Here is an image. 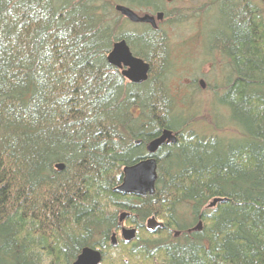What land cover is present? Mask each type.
Instances as JSON below:
<instances>
[{"label":"trees","instance_id":"obj_1","mask_svg":"<svg viewBox=\"0 0 264 264\" xmlns=\"http://www.w3.org/2000/svg\"><path fill=\"white\" fill-rule=\"evenodd\" d=\"M112 1L164 10V0H0V264H72L87 246L101 250L100 264H264L260 8L219 0L231 8L235 34L222 41L236 75L219 101L241 138L184 134L159 152L156 193L137 197L114 191L123 168L164 128L183 133L187 123L165 83L151 82L154 61L167 57L160 29L131 22ZM121 39L149 62L148 81L131 83L108 62ZM215 198L226 201L209 210ZM125 210L165 227L137 226L127 243Z\"/></svg>","mask_w":264,"mask_h":264},{"label":"rangeland","instance_id":"obj_2","mask_svg":"<svg viewBox=\"0 0 264 264\" xmlns=\"http://www.w3.org/2000/svg\"><path fill=\"white\" fill-rule=\"evenodd\" d=\"M254 2L260 8L264 23V0ZM116 4L114 1L113 8ZM163 9L164 18L157 20V28L164 36L167 57L162 62L154 61L152 77L156 79L151 82L165 83L174 116L187 123L185 134L218 137L226 142L240 139V130L231 118L229 106L219 101L236 77L231 59L225 53L229 48L222 41L225 36L235 34L229 4L219 0H164ZM133 10L139 14H157L144 7ZM125 225L122 227H137L127 222ZM118 234L121 236V227Z\"/></svg>","mask_w":264,"mask_h":264},{"label":"water","instance_id":"obj_3","mask_svg":"<svg viewBox=\"0 0 264 264\" xmlns=\"http://www.w3.org/2000/svg\"><path fill=\"white\" fill-rule=\"evenodd\" d=\"M115 9L133 23H149L154 28H157L158 26L157 20H162L164 18V12L162 11L157 12L156 15L149 13L139 14L132 8L123 4H116ZM107 60L111 65L122 69V74L131 83L142 84L149 78V62L139 56H136L125 39L118 40L113 44V47L107 56ZM201 84L204 85V82L201 81ZM166 141H168V143L178 142L177 135L174 134L171 129H164L161 136L152 140L148 144L147 149L150 155L149 157L143 158L134 164L126 165L123 168L122 183L114 188V191L124 196L133 195L137 197H146L154 195L156 193L157 180L159 176L158 163L154 155L159 147ZM57 167L62 169L64 165L59 164ZM222 201H226V199L215 198L210 203V206L214 207L218 202ZM126 215L127 213L123 212L120 220L123 221ZM145 227L149 232L156 233L162 230L165 225L153 216L147 220ZM201 228L202 223L199 222L194 229L200 230ZM179 233L180 231H176V235ZM121 235L125 242H132L137 238V229L123 227L121 229ZM111 243L113 246L118 244L115 232L111 236ZM102 258V252L99 248L87 246L83 248L77 259L72 264H100Z\"/></svg>","mask_w":264,"mask_h":264},{"label":"flooded vegetation","instance_id":"obj_4","mask_svg":"<svg viewBox=\"0 0 264 264\" xmlns=\"http://www.w3.org/2000/svg\"><path fill=\"white\" fill-rule=\"evenodd\" d=\"M223 40V39H222ZM228 38L226 39V43L225 44H227L228 42ZM230 44L228 43L227 44V48H229L228 50H226V51H228V52H230V50H231V48H232V46H229ZM164 129H166V128H164ZM164 129L162 130V132L164 131ZM173 131V133L174 134H176L177 135V137H178V141L181 139V138H184L183 137V135L185 134V131L183 132V133H178V132H176V131H174V130H172ZM162 132L160 133V135L159 136H161L162 135ZM188 134V133H187ZM186 134V135H187ZM195 136H196V134H195ZM158 138V137H157ZM156 139V138H155ZM152 141V140H151ZM150 141V142H151ZM149 142V143H150ZM148 143V144H149ZM178 143V142H177ZM177 143H172V142H169L168 143V141H166L162 146H160L159 147V149L156 151V153H155V155H154V157H156V160H157V163H159V160H160V154H159V152L160 151H162V149H163V151L164 150H166L168 147H170V146H172V145H175V144H177ZM148 144H147V146H146V154L144 155V156H142V158H147V157H149L150 155H149V152H148V149H147V147H148ZM208 208H211V206L208 204V206H207ZM124 212H126L127 213V215L124 217V220L123 221H121L120 220V217H121V215L119 216V225L118 226H120L121 227V229L123 228L122 226H126L125 224H126V222L128 223V225L129 226H146V224H147V221H146V223L144 222L143 224H139L138 222H137V216L135 215V216H133V213L131 212V211H129V210H125ZM149 219V218H148ZM148 219H146V220H148ZM199 222H201L202 224H203V221H202V218H200V221ZM164 223V222H163ZM164 225H165V223H164ZM134 228H136L137 229V227H134ZM117 240H118V237H117Z\"/></svg>","mask_w":264,"mask_h":264}]
</instances>
